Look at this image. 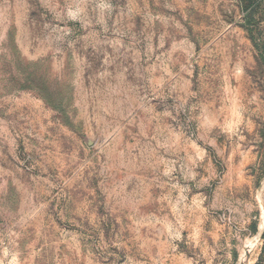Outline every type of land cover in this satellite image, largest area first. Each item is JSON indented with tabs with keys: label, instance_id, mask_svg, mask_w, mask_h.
Returning <instances> with one entry per match:
<instances>
[{
	"label": "rangeland",
	"instance_id": "obj_1",
	"mask_svg": "<svg viewBox=\"0 0 264 264\" xmlns=\"http://www.w3.org/2000/svg\"><path fill=\"white\" fill-rule=\"evenodd\" d=\"M262 45L264 0H0V264H264Z\"/></svg>",
	"mask_w": 264,
	"mask_h": 264
},
{
	"label": "trees",
	"instance_id": "obj_2",
	"mask_svg": "<svg viewBox=\"0 0 264 264\" xmlns=\"http://www.w3.org/2000/svg\"><path fill=\"white\" fill-rule=\"evenodd\" d=\"M263 47L260 49L259 54L257 56V65L260 69H262V71L264 72V45H262ZM263 236H264V232H263ZM255 264H262L261 262H257Z\"/></svg>",
	"mask_w": 264,
	"mask_h": 264
},
{
	"label": "bare ground",
	"instance_id": "obj_3",
	"mask_svg": "<svg viewBox=\"0 0 264 264\" xmlns=\"http://www.w3.org/2000/svg\"><path fill=\"white\" fill-rule=\"evenodd\" d=\"M263 217V216H262ZM264 226V217H263V221H262V225H261V228H263Z\"/></svg>",
	"mask_w": 264,
	"mask_h": 264
}]
</instances>
